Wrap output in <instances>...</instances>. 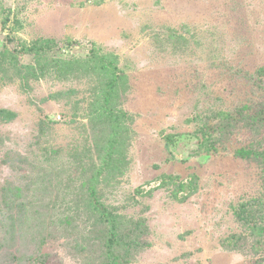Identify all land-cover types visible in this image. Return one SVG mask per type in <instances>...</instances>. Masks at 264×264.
<instances>
[{
	"label": "rangeland",
	"instance_id": "374dc122",
	"mask_svg": "<svg viewBox=\"0 0 264 264\" xmlns=\"http://www.w3.org/2000/svg\"><path fill=\"white\" fill-rule=\"evenodd\" d=\"M260 67L264 0H0V264H264Z\"/></svg>",
	"mask_w": 264,
	"mask_h": 264
},
{
	"label": "trees",
	"instance_id": "16d2710c",
	"mask_svg": "<svg viewBox=\"0 0 264 264\" xmlns=\"http://www.w3.org/2000/svg\"><path fill=\"white\" fill-rule=\"evenodd\" d=\"M93 54V52H92ZM95 54V53H94ZM94 56V55H93ZM95 57V56H94ZM97 62L99 63L98 65V69L100 72H102L103 74H105V82H104V89L102 91V102L99 105L101 108V111L107 115V117L113 121V125H112V132L113 134L117 135L120 133V129H121V124L119 122V116H118V112L119 110H117L115 103L113 104V98L115 99V95L116 93H118V89H117V81L119 78H121L120 74H119V69L116 66L115 63H113V61L110 60H106L105 56L102 57H97ZM261 71H264V67H260L258 68V73H260ZM260 77V76H259ZM259 82H262V79H259ZM255 130V128H253ZM261 141V140H260ZM258 142V144H260L261 142ZM255 152V151H254ZM261 154L260 151L257 150V152L254 153V157H259ZM99 171H101L100 168L96 169V172L99 173ZM98 173L93 174L92 175V179L91 182L89 184H87L86 189H85V194L87 195V198L89 201L92 202V204H94L96 209H100L99 211H101L102 215H104V217L109 218L110 221V213L107 211V208L104 207L103 205L100 204L99 200H98V190H97V179H98ZM260 206L264 207V205ZM260 228H262V226H259ZM113 231H112V235H113ZM113 238L111 236L110 239L106 240L105 245L107 247V251L108 254H110L111 259H113V261L111 260V263H116L117 262V258L114 256L113 254V250H112V245H113ZM107 260V258H105ZM109 259V258H108ZM109 264V262L107 263Z\"/></svg>",
	"mask_w": 264,
	"mask_h": 264
}]
</instances>
